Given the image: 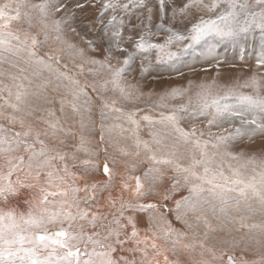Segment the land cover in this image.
<instances>
[{"label":"snow or ice","instance_id":"1","mask_svg":"<svg viewBox=\"0 0 264 264\" xmlns=\"http://www.w3.org/2000/svg\"><path fill=\"white\" fill-rule=\"evenodd\" d=\"M101 2L100 22H104L105 13H111L106 25L110 32L111 44L115 45L117 53H127V55L124 56L120 67L113 66L109 61L119 59V56L113 55L110 45L104 60L90 58L87 63L99 65L100 69H108L111 73L110 79H105L99 84V91H107L108 86L111 85L112 91H118L121 99L135 103L143 93H140L135 85L122 84L123 74L126 66L131 63L133 54L121 46V41L127 30L126 25H130L133 31L137 27L136 24H132L133 15L140 24H144L145 21L151 23L152 8L148 7L147 0H101ZM158 3L159 12L162 14L165 0H158ZM59 4L60 0H40L39 3H32L31 0H4L0 3V66L7 64L9 69L15 70L0 68V78L7 76L11 81L8 84L0 79V101H2L0 102V205L7 206L0 207V264H160L157 257L162 255V249L156 243L157 232L152 231L151 236L141 237L137 227V217L134 215L125 217V211L130 210L135 213L157 210V214L163 218L164 213L159 209L163 207L168 210L167 205L134 203L124 200L122 196H114L115 173L107 162L106 149L103 175L107 179L103 182H90L88 177L98 170V165L92 159L95 154L87 147L83 132L75 150L65 151L67 138L75 133L71 128H65L59 117L50 119L55 117V112L42 106L53 102L45 93L52 83L50 79L42 78L45 70L50 73L55 71L57 81L66 79L73 85L68 87L57 83L53 89L57 91L63 86L66 94L72 97L70 102L66 97L60 98L62 114L65 103H70L72 112L82 116L83 105L79 101L82 96H88L85 89L79 87V80L68 76L66 72L53 69L52 61L59 64V56L48 55L46 60L38 55L39 47L49 39V31L61 32V20L53 19L49 23L50 16L62 11L63 6H58ZM192 9L196 12L212 13L214 18L210 16L205 19L201 16L198 22L191 24L187 35L172 32L163 43L148 42L145 37L152 35L150 30L139 35L138 41L133 40L131 36L128 40L142 53L155 49L158 63H170L193 45L201 41L206 42L210 38L235 42L242 35L246 36L258 29L264 39V0H208V2L187 0L180 9L181 17L187 16ZM40 34H43L42 40L39 38ZM55 39L60 40V35ZM185 40L190 43L184 44L178 51L169 50L174 43L180 44ZM67 47L76 49V46L70 43ZM92 51H95V48H92ZM213 52L214 49L210 48L208 55L211 56ZM76 54L83 56L84 50L76 49ZM257 64L264 66V56L257 61ZM79 67L83 72V65ZM141 67H144L143 63ZM89 71L95 73L96 70L89 69ZM33 78H42V82L36 85V90L30 88ZM25 81L28 86L25 85ZM191 87L192 82L189 81L187 88H174L170 92L161 94L159 100L155 102V108L169 109V111L167 113L161 111L159 119H153L149 115L141 118L152 129L149 133L151 142L142 140L139 136L140 122L135 117L141 109L125 112L122 107L116 106L115 99L110 103L106 99L103 100L100 111L101 127H104L103 121L108 118V113L113 112L118 114L113 117L114 120H125L135 126L131 129L136 137L134 141L136 151L132 155L139 157L142 149L148 167L142 174L143 179L141 176L134 177V196L147 198L152 195L157 185L164 182L162 167L172 166L175 176L169 181L170 187L164 190L163 199H170L177 185L188 189V195L175 201L177 220L183 219L189 212H201L197 220L203 219L205 225L210 230H214L203 215L207 206V210L216 216L220 221L219 227L223 229L226 225L237 222L235 217L229 216L230 208L240 211L243 204L248 211H255L249 201L256 200L260 205L259 210L264 212V159L243 160L242 154L229 151L233 133L210 132V139H202L204 133L197 134L194 126L190 131H185L179 126L181 118L179 114L191 112L200 116H211L208 120L209 126L226 115L238 116L241 117L242 123L255 125L253 132L256 129L264 132V123H259L256 119H243V113L237 107L256 109L264 114L262 85L258 78L253 76L239 86L252 88V94L240 92L235 87H229L222 94L213 93V85L202 83L199 85V91L189 95ZM91 88L93 92H98L95 83ZM4 93L7 95L5 96ZM185 96L187 100L184 103L167 102L176 98L183 99ZM88 103V100L84 101V104ZM84 111L90 113L91 108H84ZM38 112H46L47 116L37 115ZM41 124L43 127L40 126ZM157 125L160 127L157 128ZM80 127L81 129L86 127L83 120ZM114 128H120L122 132L129 130L124 129L120 124H112L108 126V131L111 132ZM224 131L227 132L226 129ZM239 131L236 129L237 135ZM173 133L176 135L172 143L165 144V140H168ZM100 140H104L103 132ZM180 142L192 145L186 164H181L179 160L183 157L177 156V145ZM151 144L158 146L156 152H153ZM119 151L122 155H129L123 148ZM78 152H84L89 158L77 164ZM196 152L199 155H196ZM69 159L73 161L71 168L67 163ZM232 161L237 163L234 165ZM249 165L252 166L253 173L250 176L246 175ZM78 167L83 169L79 177L77 172L72 170ZM134 168L135 165L133 170ZM78 178L83 179V185L77 184ZM121 183L123 189L130 187L126 181ZM104 192L108 193L106 203L112 209L107 213L100 210ZM11 200H15V205H10ZM118 200L119 207H117ZM217 208L220 216H217ZM181 209L184 211L181 212ZM244 219L245 217L239 219L240 228L264 229V225L249 226L244 223ZM153 222L154 217L150 215L149 224ZM188 226L191 227L190 224ZM162 231L166 241L172 240L171 250L175 253L183 233L173 229L170 223L169 227ZM207 235L206 232L205 237ZM184 247L188 248L189 245ZM200 247L210 255V259H202L198 264H214L215 261L223 259L222 256H217L212 248L205 249L203 243ZM118 252L120 255L117 258L115 254ZM204 252L201 253L202 256ZM164 261L165 264H180L179 260H169L167 255H164ZM227 264H247V262L237 261L233 255H229Z\"/></svg>","mask_w":264,"mask_h":264},{"label":"rangeland","instance_id":"2","mask_svg":"<svg viewBox=\"0 0 264 264\" xmlns=\"http://www.w3.org/2000/svg\"><path fill=\"white\" fill-rule=\"evenodd\" d=\"M4 0H0L3 3ZM32 3H39L40 0H31ZM208 2V0H205ZM148 7L152 8V21L148 24L147 21L144 24H140L136 16L132 17V24H136L137 27L133 31L130 25H126V31L124 38L121 41V46L128 49L129 53L133 54L131 63L126 66V71L123 74L122 84H132L136 86V89L143 93L139 100L135 103L131 101H124L121 99L119 92H113L112 86H108L107 91H99V84L105 80L110 79L111 73L108 69H100L99 65H92L87 63L90 58L97 60H104L108 55V49L111 45L113 49V55L119 56V59H111V63L115 67H120L123 63L124 56L127 53L120 54L115 51V45L111 44L110 32L106 28L107 21L110 18L111 13H105L103 16V23L101 20L102 2L101 0H60L58 6H63L62 11L57 12L54 16L49 17V23L53 19L62 21L61 32L49 31V39L46 43L42 44L38 49V55L43 56L46 60L48 55L59 56L60 63L57 64L52 61L53 69H58L61 72H66L68 76L79 80V87H83L88 93V96H82L79 103L83 105L81 112L83 115L75 114L72 112L70 103H65L64 113L60 112L61 105L59 100L61 97H66L67 101H71V95L66 94L65 88L62 86L59 90L54 91L57 83H61L64 86L73 87L69 80L63 79L61 81L56 80L55 71L52 73L45 70L42 73V78H48L52 83L45 90L46 95L52 99V103L42 105L44 108H50L55 112V117L50 119L60 118L61 123L65 128H71L75 135L69 136L66 141L65 151L72 152L75 150V146L80 142V134L86 139L87 147H89L95 154L92 159L98 165V170L91 173L88 177L90 182L100 181L103 182L107 179L103 175V164L105 161L107 150V162L109 167L115 173V189L113 195L116 197L122 196L126 201L139 202V203H158L160 205H167L165 210L163 207L159 209L164 213V217L161 218L157 214V210H148L144 212H131L125 211V217L134 215L137 217V227L140 231L141 237L144 235L151 236L152 231L157 232L156 243L161 246L162 255L157 257L160 264H165L164 255H167L169 260H179L180 264H198L202 259H210V255L204 252V249L200 247L201 243L204 244V248H212L217 256L233 255L238 261H246L247 264H264V229L257 228H240L239 219L245 217L244 223L251 226L264 225V212H261L260 205L256 200H251L249 203L255 211H248L242 204L240 211L229 209V216L236 218V223L228 224L223 229L219 227L220 221L213 216L210 210L203 213L212 226L210 230L204 223L203 219L197 220V216L201 215V212L191 213L183 217L181 220H177V212L175 210V201L181 199L182 196L188 195L187 187L177 185L173 190L170 199H163V192L166 188L170 187L169 181L175 176V171L172 166L162 167L164 172L163 184L157 185L154 193L147 198L136 197L133 195V189L135 187V176H141L148 167V162L145 160V153L141 149V155L136 157L132 155L136 151L134 141L136 137L132 134L131 129L134 125L128 124L125 120H114L113 117L118 115L117 113H108V118L103 121L104 127H101L100 111L103 104V100H108L109 103L115 99L117 101V107H122L125 112L135 110L137 108L141 111L136 113V119L140 122L139 136L142 140L151 142L150 131L152 130L148 123L141 118L144 115H149L153 119H159V113L164 111L167 113L169 109L155 108V102L159 100L161 94L170 92L174 88H187L189 81L192 82V87L189 95H194L199 91L200 84L213 85V93L222 94L229 87H235L238 91L245 94H252L253 89L250 87H239L243 85L245 81L250 80L251 77L256 76L260 81L262 88L261 94H264V66H258L257 61L264 56V39L261 37L260 31L254 30L248 33L246 36L242 35L235 42L233 41H218L215 39H209L206 42L201 41L199 44L193 45L178 59L170 63H158L156 60V50L153 49L147 53H142L137 50L132 42L128 40L131 36L133 40L138 41L139 35L144 34L146 31L152 33L145 39L150 43H163L168 35L172 32L187 35L188 30L191 28V24L199 21V18L203 16L205 19L214 15L206 11L196 12L192 9L187 16L181 17L180 9L187 3V0H165V9L161 14L159 12L158 0H147ZM258 10V9H257ZM144 11V10H140ZM173 13H175V19H173ZM195 13V15H193ZM38 15V13H34ZM74 29V31H73ZM169 29L172 31L170 32ZM36 30H34L35 33ZM60 35L61 39L56 40L55 37ZM39 38L43 39V34H40ZM90 42V44H89ZM73 44L76 49H83L84 55L80 56L76 54V49H69L67 44ZM190 41H183L180 44H173L170 46V51H178L188 44ZM91 45V47H90ZM95 48V51H92ZM214 49L211 56L208 55L209 49ZM143 63L144 67H141ZM67 65V67H64ZM80 65H83V72L80 70ZM0 68L8 69L9 71H15L9 69L7 64L0 66ZM89 69L96 70L95 73L90 72ZM42 78H33V83L30 86L32 90H36V85L42 82ZM4 83L10 84L11 81L7 76L2 77ZM214 82V84H213ZM95 83L97 85L98 92H93L91 85ZM27 85V81H25ZM6 96L7 93H4ZM90 98V99H89ZM103 98V99H102ZM88 100V104H84V101ZM187 100V96L183 99L176 98L174 100L167 101L169 104H180ZM2 102V101H0ZM91 108V112L84 111V108ZM243 113V119L251 120L256 119L259 123H264V114L260 113L256 109L243 108L237 106ZM107 112V110H105ZM45 115L47 113H37V115ZM179 126L185 131H190L194 126L197 129V134L204 133L202 139H210L209 133L214 134H227L233 133V139L230 141L229 151L235 154H242L243 160L248 158H255L257 161L264 159V132L256 129L254 132L252 129L255 125H249L242 123L241 117L226 115L223 118L217 120V122L211 126L208 124V120L211 116H200L199 114L180 113ZM86 125L84 129H81L80 123ZM112 124H120L124 129L128 131H121L120 128H114L111 132L108 131V126ZM43 127V125H40ZM157 128L160 126L157 125ZM227 130L225 132L224 130ZM236 129H239V134H236ZM101 132L104 134V140H100ZM175 133L165 140V144L172 143ZM153 152L157 151L158 146L155 144L150 145ZM177 156L183 158L179 160L181 164L188 163L190 157V150L192 145H186L180 142L178 145ZM125 149L129 155H122L119 149ZM167 151V149H165ZM160 154L159 152L157 153ZM196 155H199L196 152ZM79 159L77 164L89 157L84 152H78ZM243 160L241 162H243ZM138 161H144L143 163H137ZM71 168L73 161L70 159L67 161ZM235 165L237 162L232 161ZM133 165L135 168L133 170ZM252 166L249 165L246 170V175H252ZM77 172L78 177L83 172L82 168H72ZM227 173V168H225ZM15 179V177H13ZM77 179V184H79ZM122 181H126L130 187L124 189L122 187ZM183 182L181 181V184ZM129 192V193H128ZM27 195V193H23ZM81 195H83L81 193ZM108 193L104 192L101 198L102 212H109L112 209L106 203ZM15 200L10 201V205H15ZM0 207H7L0 205ZM117 207H119V200L117 201ZM23 210V209H21ZM184 209H181L183 212ZM154 217V222L149 224V216ZM219 208H217V216H220ZM110 218V217H109ZM166 221L168 223H166ZM187 221V223H185ZM126 222V220H125ZM170 226L176 231L183 233L180 237V244L177 245L175 253L172 249V240H165L163 238L164 233L162 229H166ZM191 225L189 227L188 225ZM151 228V231H149ZM231 229V231H229ZM130 230V228H129ZM208 233L205 237V233ZM184 245H189L185 248ZM150 254H151V250ZM204 252L202 256L201 253ZM120 253H116L118 258ZM125 255H128L125 253ZM214 264H227V261L217 260Z\"/></svg>","mask_w":264,"mask_h":264},{"label":"water","instance_id":"3","mask_svg":"<svg viewBox=\"0 0 264 264\" xmlns=\"http://www.w3.org/2000/svg\"><path fill=\"white\" fill-rule=\"evenodd\" d=\"M228 256H229V255H227V254H226V255H222V257H223V260H224V261H227V259H226V258H227ZM236 260H237V259H236ZM237 261H238V260H237Z\"/></svg>","mask_w":264,"mask_h":264},{"label":"bare ground","instance_id":"4","mask_svg":"<svg viewBox=\"0 0 264 264\" xmlns=\"http://www.w3.org/2000/svg\"><path fill=\"white\" fill-rule=\"evenodd\" d=\"M79 181V184L80 185H83V183H84V181L83 180H78ZM124 190V189H123ZM129 193V192H128ZM226 259H228V257L226 258Z\"/></svg>","mask_w":264,"mask_h":264}]
</instances>
